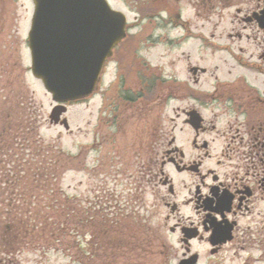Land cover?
<instances>
[{
	"label": "flooded vegetation",
	"instance_id": "1",
	"mask_svg": "<svg viewBox=\"0 0 264 264\" xmlns=\"http://www.w3.org/2000/svg\"><path fill=\"white\" fill-rule=\"evenodd\" d=\"M18 1L0 0V43L9 7ZM156 1L159 11L140 12L137 21L188 31L184 40L196 39L210 54L224 55L228 78L216 77L209 89L203 79L209 69L189 64L192 83L157 81L161 92L150 97L153 69L140 52L143 47L126 46L133 34L114 51L109 62L115 70L113 94L104 105L112 127L127 126L155 107L164 119L155 128L157 139L142 164L140 185L146 180L151 185L156 216L166 211L155 232L168 228L176 245L162 242L156 252L151 245L145 254L176 264L264 263V0H190L193 20L229 23L219 34L191 30L180 9L184 0ZM171 103L172 116L166 115ZM139 234L143 237L142 227Z\"/></svg>",
	"mask_w": 264,
	"mask_h": 264
},
{
	"label": "rangeland",
	"instance_id": "2",
	"mask_svg": "<svg viewBox=\"0 0 264 264\" xmlns=\"http://www.w3.org/2000/svg\"><path fill=\"white\" fill-rule=\"evenodd\" d=\"M147 1L109 0L113 8L127 15L128 22L132 26L130 33L133 34V38L126 43V46L143 47L144 50L140 52L152 66L154 79L162 75L166 83L173 82L174 79L189 80L191 77L188 71L189 64L202 65L209 69L208 74L203 76V79L205 77L207 79L204 83L205 87L209 89L212 83L215 84L216 77L218 80L228 78L222 63L224 55L210 54L196 39L184 40L188 31H184L181 27L159 29L161 24L157 21H137L136 16L141 11L142 13L159 11L156 0H150L152 3L146 6ZM180 6L184 20L190 21L189 25L193 31L213 30L219 34L230 27L228 22H217L218 19L212 24L193 20L195 13L191 9L190 0L182 1ZM9 8L11 9L8 14L9 23L6 24L5 36L0 43V72L7 62H19L23 69L20 83L28 94L33 96L38 111L40 137L45 144L59 146L74 158L61 179V188L67 197L72 200L78 199L86 207L99 198L110 201L111 208L127 213V216L135 219V226L144 229V235L142 234L144 238L142 236L141 238L144 239L146 246L154 247V252L162 246V242L174 245L175 237L170 234L168 228L166 230L161 228V232H155L162 224L159 221L160 217L166 211H162L160 217H157L153 209L155 198L151 185L146 182L147 180L140 185L142 164L157 139L155 128H158V122L164 120L159 116V107H155L148 116L128 120V125L120 128L122 130L113 128L108 117L109 112L104 107L113 94L115 70L114 65H110L104 78L102 90L104 95H96L81 104L71 106L65 115L70 124L69 130L61 125L51 124L49 117L55 104L42 83L35 79L30 71L31 59L26 33L30 27L33 2L19 0L17 5ZM217 40L223 42L221 39ZM150 88V97L161 92L155 82H150ZM165 91L163 90V93ZM172 106L174 103L166 107V115L172 116ZM102 108L105 111L101 115L99 111ZM4 206L6 207L5 204ZM81 242L83 248L90 252L94 251L92 245L90 249L87 246L90 242L89 235L86 239L82 238ZM76 255V250L67 253L62 246L59 249H35L30 244L13 257V260L15 259L19 264H102L101 259L84 261ZM139 256L142 258L131 264H176V260L169 257L166 259L158 254L151 253L147 256L144 252L142 255L141 252ZM106 260L108 261V256ZM226 264H243V261L235 260L234 263ZM251 264L264 263L251 262Z\"/></svg>",
	"mask_w": 264,
	"mask_h": 264
},
{
	"label": "trees",
	"instance_id": "3",
	"mask_svg": "<svg viewBox=\"0 0 264 264\" xmlns=\"http://www.w3.org/2000/svg\"><path fill=\"white\" fill-rule=\"evenodd\" d=\"M2 68L0 264H19L13 257L30 244L35 249L62 246L67 253L76 250L79 259H101L102 264L140 260L139 254L143 255L148 246L135 219L122 211L112 212L107 200L86 207L78 199L67 197L61 179L74 158L40 137L34 98L20 83L22 66L7 62ZM84 235H89L87 246L90 249L92 245L94 251L83 248ZM124 248L128 252L119 253L118 249Z\"/></svg>",
	"mask_w": 264,
	"mask_h": 264
},
{
	"label": "water",
	"instance_id": "4",
	"mask_svg": "<svg viewBox=\"0 0 264 264\" xmlns=\"http://www.w3.org/2000/svg\"><path fill=\"white\" fill-rule=\"evenodd\" d=\"M29 33L32 74L53 101L85 99L96 90L104 64L126 36V16L107 0H33ZM66 107L54 108L58 124ZM69 129L67 120L60 122Z\"/></svg>",
	"mask_w": 264,
	"mask_h": 264
}]
</instances>
